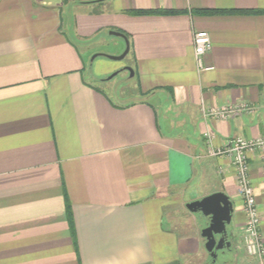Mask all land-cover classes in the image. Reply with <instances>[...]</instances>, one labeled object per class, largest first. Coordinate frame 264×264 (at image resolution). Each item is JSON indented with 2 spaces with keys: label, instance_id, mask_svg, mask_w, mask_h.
<instances>
[{
  "label": "crops",
  "instance_id": "crops-1",
  "mask_svg": "<svg viewBox=\"0 0 264 264\" xmlns=\"http://www.w3.org/2000/svg\"><path fill=\"white\" fill-rule=\"evenodd\" d=\"M108 30L129 41L130 102L85 77L76 43ZM196 31L211 43L202 67ZM207 135L214 147L264 135V0H0V264L199 263L207 220L164 229L163 208L217 191L233 206L222 264H261L245 251L235 168L207 155ZM248 164L264 244V148Z\"/></svg>",
  "mask_w": 264,
  "mask_h": 264
},
{
  "label": "rangeland",
  "instance_id": "rangeland-1",
  "mask_svg": "<svg viewBox=\"0 0 264 264\" xmlns=\"http://www.w3.org/2000/svg\"><path fill=\"white\" fill-rule=\"evenodd\" d=\"M76 44L83 52L88 64L85 71V77L88 79V82L103 89L104 92L117 102L125 103L138 98L139 95L135 91L136 76H131L130 71L125 68L129 66L133 70L130 54H127L121 60L109 59L104 55H98L92 59V56L96 53L118 55L123 52L125 42L121 37L109 34L108 30L104 31L98 38L89 43L87 42V44L84 43V41H77ZM149 100L153 104L157 103L156 97H149ZM164 100L168 101V98L164 97ZM195 195L196 194L191 195L186 192L183 197L174 196L171 198V203H166V206L163 208L164 216L162 218V226L164 229H175V224H185L184 226L186 227L181 226L178 230H175L178 232L191 233L194 231L196 224L207 220L201 212H191L186 208V203L192 200ZM196 196H198V194ZM206 224L207 222L201 224V226L203 225L202 227H204ZM162 231L163 233L160 238H162L163 243H167L171 240V236L167 230ZM201 252L202 254L205 253V255H203L205 257L204 260L199 261V263L198 261L189 262L188 260H184L176 264H202L205 261L210 262L213 259L205 248H203ZM215 264H222V254L220 250L217 251Z\"/></svg>",
  "mask_w": 264,
  "mask_h": 264
},
{
  "label": "built area",
  "instance_id": "built-area-1",
  "mask_svg": "<svg viewBox=\"0 0 264 264\" xmlns=\"http://www.w3.org/2000/svg\"><path fill=\"white\" fill-rule=\"evenodd\" d=\"M195 59L199 67H202L201 56L210 50L211 43L207 32L196 31L193 34ZM232 112L231 109L216 108L210 111L211 115L224 118ZM209 113V114H210ZM207 135V155L228 157L235 168V180L238 194L242 199V208L245 212L242 239L245 251L249 256L255 257L261 264L264 261V244L259 232L260 215L255 202L254 187L249 178L248 153L264 148V135L256 138L234 137L222 146L214 147ZM264 169V165H263ZM254 248L255 251H250Z\"/></svg>",
  "mask_w": 264,
  "mask_h": 264
},
{
  "label": "water",
  "instance_id": "water-1",
  "mask_svg": "<svg viewBox=\"0 0 264 264\" xmlns=\"http://www.w3.org/2000/svg\"><path fill=\"white\" fill-rule=\"evenodd\" d=\"M110 34L123 38L125 48L118 55H106L96 53L92 59L98 55H104L109 59L121 60L129 52V41L125 34L120 31L110 30ZM133 76L131 67L126 66ZM186 208L191 212H201L207 218V224L201 229V237L204 238V247L210 256L215 259L218 250H224L230 247L228 238L232 233L228 230L231 222L233 206L229 197L222 191L207 194L199 199H195L186 203Z\"/></svg>",
  "mask_w": 264,
  "mask_h": 264
},
{
  "label": "trees",
  "instance_id": "trees-1",
  "mask_svg": "<svg viewBox=\"0 0 264 264\" xmlns=\"http://www.w3.org/2000/svg\"><path fill=\"white\" fill-rule=\"evenodd\" d=\"M261 11L262 10H257L255 12H261ZM132 12L134 14H151V13H163V12H167V11H158V10H134ZM168 12H175V11H168ZM177 12H180V11H177ZM193 12L194 13H197V14H216V13L224 14V13H248V12H254V11L234 10V9H215V10H210V9H195V10H193ZM208 264H215V260L212 259Z\"/></svg>",
  "mask_w": 264,
  "mask_h": 264
},
{
  "label": "clouds",
  "instance_id": "clouds-1",
  "mask_svg": "<svg viewBox=\"0 0 264 264\" xmlns=\"http://www.w3.org/2000/svg\"><path fill=\"white\" fill-rule=\"evenodd\" d=\"M250 251H255V249L254 248H252V249H250ZM135 254L133 253V254H130V259H132V260H135Z\"/></svg>",
  "mask_w": 264,
  "mask_h": 264
}]
</instances>
